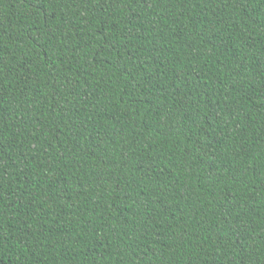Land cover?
<instances>
[{
	"label": "trees",
	"instance_id": "16d2710c",
	"mask_svg": "<svg viewBox=\"0 0 264 264\" xmlns=\"http://www.w3.org/2000/svg\"><path fill=\"white\" fill-rule=\"evenodd\" d=\"M0 264H264V0H0Z\"/></svg>",
	"mask_w": 264,
	"mask_h": 264
}]
</instances>
